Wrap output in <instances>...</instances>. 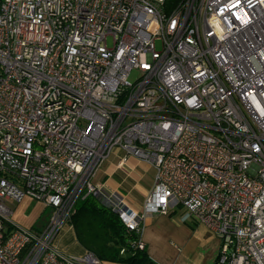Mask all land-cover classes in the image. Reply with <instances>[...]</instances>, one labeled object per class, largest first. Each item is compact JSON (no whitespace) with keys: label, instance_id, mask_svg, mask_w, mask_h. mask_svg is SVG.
Listing matches in <instances>:
<instances>
[{"label":"built area","instance_id":"obj_1","mask_svg":"<svg viewBox=\"0 0 264 264\" xmlns=\"http://www.w3.org/2000/svg\"><path fill=\"white\" fill-rule=\"evenodd\" d=\"M166 2L0 0V264H101L56 245L88 195L139 249L179 209L214 264H264V0ZM116 149L155 170L142 212L91 182ZM25 198L41 231L10 220Z\"/></svg>","mask_w":264,"mask_h":264},{"label":"crops","instance_id":"obj_2","mask_svg":"<svg viewBox=\"0 0 264 264\" xmlns=\"http://www.w3.org/2000/svg\"><path fill=\"white\" fill-rule=\"evenodd\" d=\"M122 155V151L114 150L91 182L102 186L107 193L123 196L129 207L142 212L144 200L153 187L155 170L132 156L118 166ZM7 205L11 209L10 220L21 227L36 230L47 224L49 215L39 225L42 215L49 210L39 202L25 198L19 204L8 202ZM65 227L56 240L57 247L65 254L81 256L86 250L78 244L73 229ZM140 237L153 264H214L220 246L210 230L183 218L179 209L169 215H146Z\"/></svg>","mask_w":264,"mask_h":264},{"label":"trees","instance_id":"obj_3","mask_svg":"<svg viewBox=\"0 0 264 264\" xmlns=\"http://www.w3.org/2000/svg\"><path fill=\"white\" fill-rule=\"evenodd\" d=\"M178 0H167L166 4ZM68 227L78 244L101 262L153 264L145 249L135 247L138 234L129 231L99 198L88 195L75 202Z\"/></svg>","mask_w":264,"mask_h":264},{"label":"rangeland","instance_id":"obj_4","mask_svg":"<svg viewBox=\"0 0 264 264\" xmlns=\"http://www.w3.org/2000/svg\"><path fill=\"white\" fill-rule=\"evenodd\" d=\"M156 47L159 48V44L158 43H157ZM132 78H134V74L131 75L130 79H132ZM49 210L45 211V213L42 215V220L40 221L39 225L42 224L44 222V220L48 217ZM41 230H42V228L36 229V231H41Z\"/></svg>","mask_w":264,"mask_h":264}]
</instances>
